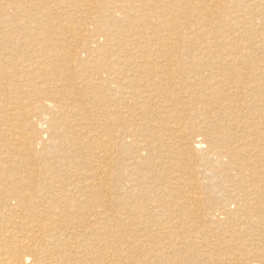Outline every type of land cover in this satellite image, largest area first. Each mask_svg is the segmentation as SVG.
<instances>
[{"label":"bare ground","instance_id":"bare-ground-1","mask_svg":"<svg viewBox=\"0 0 264 264\" xmlns=\"http://www.w3.org/2000/svg\"><path fill=\"white\" fill-rule=\"evenodd\" d=\"M81 1L4 19L0 264H264V0Z\"/></svg>","mask_w":264,"mask_h":264},{"label":"rangeland","instance_id":"rangeland-1","mask_svg":"<svg viewBox=\"0 0 264 264\" xmlns=\"http://www.w3.org/2000/svg\"><path fill=\"white\" fill-rule=\"evenodd\" d=\"M17 1L18 0H0V35L2 33H4L7 29H9L11 26L23 27L22 26L23 24H30V23L34 22L33 18L21 19V18H17L16 15H15V17H16L15 19L7 18L4 21V19L6 18V16L8 14H9V16L11 15L12 10H16V9H12V6H15ZM226 4H228V3H226ZM180 5L182 6V5H185V4L183 2H181ZM228 5L230 7H232L234 5V3L232 2L231 4H228ZM90 8H92V3L87 1V0H82L81 1V5H79V6H73L71 9H68V8L64 9V7H61L59 10L61 11L60 13L63 14V18H65V19L72 18L74 21H76L78 23H83V22H85V21H87V20H89L91 18V15L87 13V10L90 9ZM205 8L207 9V7H205ZM182 11L184 12V15L186 16V18H184V15H182V16H180V18L179 17H175V20L180 21V22L182 21L183 24H186L187 21L190 20V15H189V12H186L187 11L186 9L183 8ZM54 12L56 13V11L53 10L52 11V15H54ZM35 13L36 14L38 13L36 11V9H35ZM40 14H42V13H40ZM56 17H58V19ZM54 18H56L55 21H59L60 20L59 16H54ZM200 22L201 23L193 22V23H188V24L190 26H200L202 28L207 27L206 25L208 24V21H200ZM53 38H54V40H53L54 42L55 41L58 42L55 39V35L54 34H53ZM202 39H203V37H201L200 39H197L196 41H193V42H189V40H186L185 43L184 42H180L181 48H183V46H188L189 48H191L193 50L192 56H188L185 52H182V51H180V56L183 59H189V58L193 57L194 53H195V57L196 58L205 57L207 54H210V55H212V54L218 55L219 54L217 52V48L216 47H207L204 44H201ZM63 40H65L64 43L60 44L57 47V51H59V52H65L68 48H70L72 45H74V42L70 38H66L65 37V38H63ZM0 41H1V39H0ZM152 45L153 44H151V46ZM156 46H159V44H156ZM176 46L178 47V43H176ZM145 54L149 55V56H152V57H160V58L163 57V56H161L162 54L160 52L156 51V50H153V51L151 50V54H149L148 52H145ZM223 55L226 56V57L231 56V55H227V54H223ZM258 58H260V57H258ZM214 230H215V233L213 232L214 235H216L218 233L217 230H219V233L222 236L224 235V237L227 234L226 232H224V234H222L221 231H224L222 229L220 230V229L215 228ZM228 234H231V233L228 232ZM215 238L216 237H212V239H215ZM212 239H211L210 245L213 244L212 242H214V240H212ZM214 244H217V242L215 241ZM222 249H220V253H225V252L227 253V251L229 253L231 251V249L229 250L227 248H222ZM224 250H226V251H224Z\"/></svg>","mask_w":264,"mask_h":264}]
</instances>
